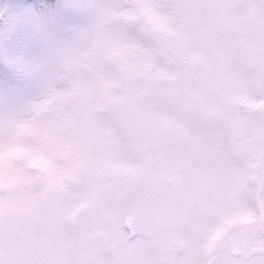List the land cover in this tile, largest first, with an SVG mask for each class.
<instances>
[{
    "label": "snow or ice",
    "instance_id": "1",
    "mask_svg": "<svg viewBox=\"0 0 264 264\" xmlns=\"http://www.w3.org/2000/svg\"><path fill=\"white\" fill-rule=\"evenodd\" d=\"M0 264H264V0H0Z\"/></svg>",
    "mask_w": 264,
    "mask_h": 264
}]
</instances>
